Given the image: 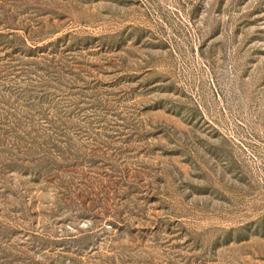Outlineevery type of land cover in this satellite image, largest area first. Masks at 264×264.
I'll use <instances>...</instances> for the list:
<instances>
[{"label": "rangeland", "instance_id": "374dc122", "mask_svg": "<svg viewBox=\"0 0 264 264\" xmlns=\"http://www.w3.org/2000/svg\"><path fill=\"white\" fill-rule=\"evenodd\" d=\"M0 264H264V0H0Z\"/></svg>", "mask_w": 264, "mask_h": 264}]
</instances>
